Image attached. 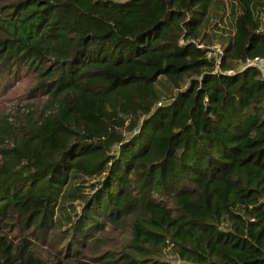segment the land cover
Instances as JSON below:
<instances>
[{
    "label": "trees",
    "instance_id": "trees-1",
    "mask_svg": "<svg viewBox=\"0 0 264 264\" xmlns=\"http://www.w3.org/2000/svg\"><path fill=\"white\" fill-rule=\"evenodd\" d=\"M215 39L264 56V0H0V264H264V79Z\"/></svg>",
    "mask_w": 264,
    "mask_h": 264
},
{
    "label": "rangeland",
    "instance_id": "rangeland-1",
    "mask_svg": "<svg viewBox=\"0 0 264 264\" xmlns=\"http://www.w3.org/2000/svg\"><path fill=\"white\" fill-rule=\"evenodd\" d=\"M219 15L220 17L217 18ZM210 17L211 20L216 18L214 20L221 22L222 27L219 28L220 31L217 28L215 30L221 34L224 33L222 37L226 39V34L231 29L232 22L228 6H225L222 11L215 9L213 13H210ZM209 28L207 26L205 30L208 31ZM214 41L218 40L215 39ZM29 82L30 78L28 76H10L7 80H3L0 77V118H11L15 115V105H20L27 98L23 94ZM237 159L250 160L264 165V142H257L249 147H244L241 153L237 155ZM166 256L169 257V253H166Z\"/></svg>",
    "mask_w": 264,
    "mask_h": 264
},
{
    "label": "built area",
    "instance_id": "built-area-1",
    "mask_svg": "<svg viewBox=\"0 0 264 264\" xmlns=\"http://www.w3.org/2000/svg\"><path fill=\"white\" fill-rule=\"evenodd\" d=\"M197 46L203 48L204 57L209 59L212 64L213 72L231 73L233 71H239L246 66H253L259 72V76L264 79V56L263 55H251L246 56L243 60L238 62L234 67H222L221 58L223 54L222 46L216 42L212 41L210 43H196ZM158 103V102H157ZM181 264H188L186 262H181Z\"/></svg>",
    "mask_w": 264,
    "mask_h": 264
}]
</instances>
